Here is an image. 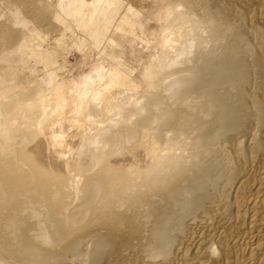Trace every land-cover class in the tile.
Returning a JSON list of instances; mask_svg holds the SVG:
<instances>
[{"label":"rangeland","instance_id":"374dc122","mask_svg":"<svg viewBox=\"0 0 264 264\" xmlns=\"http://www.w3.org/2000/svg\"><path fill=\"white\" fill-rule=\"evenodd\" d=\"M122 1L125 6L119 9V14H125L130 5L141 10L140 21H146L147 31L143 36L137 30V36L130 38L131 43L110 49L107 44L92 47L80 30L74 27L73 31H66L55 21L52 11L44 7H55L57 0H0V24L9 27L18 38L13 42L2 39V54L8 53L7 59L19 82L31 80L40 87H44L48 79L66 80L73 87L80 86L84 77L94 74L100 66L106 70L114 66L117 61L113 56L117 50L122 51L121 60L133 70V77L139 78L140 62L132 58L135 54L131 50L141 57V63L167 64L165 54L169 51L161 47L167 33L154 36L152 31L156 25H159L157 31L169 25V17L173 19L176 15L185 21H194V30L203 42L187 49L184 60L177 62L172 71L165 69L161 73L164 78L160 88L147 94L143 84L133 94L121 95L126 102L125 121L129 126L137 125L140 115L155 116L158 112L155 104L161 102L172 116L161 123L154 122L156 125L151 122L154 124L149 127L152 139L164 146L168 138L175 136L180 151L176 149L169 160L178 161L183 154L193 157V161L183 166L187 171L173 188L164 191L154 188L147 199L137 205L140 207L123 209L127 218L123 224L100 222L79 231L75 237H82V243L77 251L68 250L64 242L49 248L55 240L52 234L47 243L40 238H34V243L51 250L49 254L54 257L51 258L54 264H264V0H165L166 6L152 0ZM10 8L25 12L31 23L27 29L8 22ZM156 9L169 10L167 21L146 18ZM32 26L43 33L44 49L59 46L63 50L54 73L31 59L21 63L18 54L11 53L22 41L23 33L27 34ZM59 39L64 40L60 45L57 44ZM73 42L79 43L82 50H77ZM171 54L176 57L175 53ZM6 62L0 61V68L6 66ZM218 70L230 71L233 80L227 84H210L208 80L215 77ZM178 78L183 85L179 94H174L167 85ZM207 94L225 104L227 110H233L229 121L218 122L216 111L208 116L203 114ZM132 101L137 102V108H144L136 110L138 115L133 106L129 107ZM99 119L104 121L103 127H110L118 117L109 118L102 113ZM202 122L203 129L199 127ZM136 129V138L143 140V130ZM138 130L143 138L138 136ZM181 149L189 153L181 154ZM67 200L70 202L72 198ZM107 238V247L98 252L96 244Z\"/></svg>","mask_w":264,"mask_h":264},{"label":"bare ground","instance_id":"6f19581e","mask_svg":"<svg viewBox=\"0 0 264 264\" xmlns=\"http://www.w3.org/2000/svg\"><path fill=\"white\" fill-rule=\"evenodd\" d=\"M152 1L161 4L165 0ZM123 6L122 0H57L55 7L44 8L52 11V18L66 31H73L74 27L80 30L92 47L107 44L111 49L131 43L137 30L143 36L147 31L146 21H140L141 10L130 5L121 15L118 11ZM151 11L148 10L150 17L146 18L152 17L156 21L165 19L169 12L168 9ZM9 12L8 22L13 26L27 29L31 24L20 8H10ZM169 20V25L161 26L158 31L159 25H156L152 31L154 36L166 33L171 36L162 38L161 47L169 51L165 54L167 64L141 63V57L131 50L135 54L132 58L140 62V79L133 77V70L121 60L122 51L117 50L113 56L117 61L114 66L107 70L100 66L94 74L86 75L80 86L73 87L66 80L48 79L45 86L40 87L31 80L19 82L7 59L8 53L2 54L4 50L0 47V61H7L6 66L0 68V264H54L49 248L64 242L68 250H76L82 243V237H75L79 231L100 222L123 224L127 220L123 209L132 210L142 204L154 188L170 190L187 171L183 166L193 161V157H184L182 153H189L188 150L181 149L178 161L169 160L173 152L179 150L178 138H168L163 146L151 137L152 128L149 127L169 119L172 114L158 102L155 116L140 115L138 122L134 120L137 125L129 126L125 121L126 102L121 96L125 92L133 94L144 85L147 94H153L162 84L164 77L161 73L165 69L172 71L177 62L184 60L187 49L203 42L194 30V21H185L177 15ZM35 27L27 34L23 33L22 41L18 40L17 48L11 53L16 52L21 63L31 59L54 73L58 70L56 62L63 50L59 46L44 49L43 33ZM8 28L0 24V41L13 42L17 38L14 30L13 34ZM63 41L59 39L57 44ZM74 44L77 50H82L79 43ZM232 76L230 71L218 70L208 82L227 84L233 80ZM171 77L169 74L168 78ZM182 85V79L178 78L170 81L167 88L175 94ZM205 101L204 115L216 111L218 122L231 119L233 110H227L221 101L216 102L209 94ZM129 105L135 108V115H138L136 110H144L137 108V102ZM102 113L118 119L110 127H103L104 121L99 119ZM199 127L205 128L203 122ZM136 128L143 130L144 138L139 134L141 131L137 132L143 140L136 138ZM49 234L55 239L51 247L46 249L34 243V238L47 243ZM107 240L101 239L96 244L98 252L107 247ZM1 256L5 257L4 260Z\"/></svg>","mask_w":264,"mask_h":264}]
</instances>
